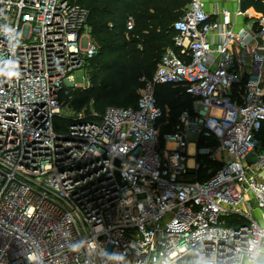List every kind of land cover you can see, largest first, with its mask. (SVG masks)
<instances>
[{
  "label": "built area",
  "instance_id": "1",
  "mask_svg": "<svg viewBox=\"0 0 264 264\" xmlns=\"http://www.w3.org/2000/svg\"><path fill=\"white\" fill-rule=\"evenodd\" d=\"M89 18L0 0V264H264V16L236 31L190 0L137 108L66 116L99 51ZM166 85L195 103L163 146Z\"/></svg>",
  "mask_w": 264,
  "mask_h": 264
},
{
  "label": "trees",
  "instance_id": "2",
  "mask_svg": "<svg viewBox=\"0 0 264 264\" xmlns=\"http://www.w3.org/2000/svg\"><path fill=\"white\" fill-rule=\"evenodd\" d=\"M70 1L90 11L89 25L99 51L86 68L92 86L87 90H75L70 95L62 94L65 107L67 104L72 112L69 115L81 113L85 107L88 116L103 115L111 107L137 108L164 53L174 46L173 25L183 17L190 0ZM241 5L244 11L253 8L264 15V0H242ZM129 16L136 20V28L131 33L126 27ZM155 96L158 105L165 112L169 110L160 122L164 146V136L180 125L184 112H192L195 99L182 86L173 85L157 87ZM69 123L67 118H58L55 127L64 128ZM258 140L264 145V125ZM205 180L203 176L201 182Z\"/></svg>",
  "mask_w": 264,
  "mask_h": 264
},
{
  "label": "crops",
  "instance_id": "3",
  "mask_svg": "<svg viewBox=\"0 0 264 264\" xmlns=\"http://www.w3.org/2000/svg\"><path fill=\"white\" fill-rule=\"evenodd\" d=\"M203 2L209 14H213L216 10H228L232 14L233 28L236 31L256 27L259 19L264 16L257 13L253 8L244 11L241 0H203ZM240 12L242 14H239Z\"/></svg>",
  "mask_w": 264,
  "mask_h": 264
},
{
  "label": "rangeland",
  "instance_id": "4",
  "mask_svg": "<svg viewBox=\"0 0 264 264\" xmlns=\"http://www.w3.org/2000/svg\"><path fill=\"white\" fill-rule=\"evenodd\" d=\"M74 77L76 78L77 84H81V86H82V88H80V90H87L88 88H90L92 86V81L90 80L91 77L89 76L87 71L83 70V71L75 72ZM85 78L88 79V83H86ZM85 111H88L86 107L83 109L82 112L85 113ZM63 114L64 115L72 114V112L69 109V107L67 106V104H66V107L64 108ZM261 152H264V145L263 144H259V147H258L256 154H259ZM254 206H256V204H254Z\"/></svg>",
  "mask_w": 264,
  "mask_h": 264
},
{
  "label": "clouds",
  "instance_id": "5",
  "mask_svg": "<svg viewBox=\"0 0 264 264\" xmlns=\"http://www.w3.org/2000/svg\"><path fill=\"white\" fill-rule=\"evenodd\" d=\"M249 264H256V262L250 260Z\"/></svg>",
  "mask_w": 264,
  "mask_h": 264
},
{
  "label": "bare ground",
  "instance_id": "6",
  "mask_svg": "<svg viewBox=\"0 0 264 264\" xmlns=\"http://www.w3.org/2000/svg\"><path fill=\"white\" fill-rule=\"evenodd\" d=\"M191 152L192 153L194 152V146H191Z\"/></svg>",
  "mask_w": 264,
  "mask_h": 264
}]
</instances>
